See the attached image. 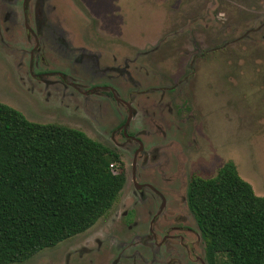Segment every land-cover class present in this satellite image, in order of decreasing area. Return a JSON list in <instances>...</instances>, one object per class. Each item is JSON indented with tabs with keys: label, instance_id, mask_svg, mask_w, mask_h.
<instances>
[{
	"label": "rangeland",
	"instance_id": "1",
	"mask_svg": "<svg viewBox=\"0 0 264 264\" xmlns=\"http://www.w3.org/2000/svg\"><path fill=\"white\" fill-rule=\"evenodd\" d=\"M25 1L0 0V102L115 149L125 181L89 228L9 264H182L163 235L205 264L189 176L231 160L264 197V0Z\"/></svg>",
	"mask_w": 264,
	"mask_h": 264
},
{
	"label": "trees",
	"instance_id": "2",
	"mask_svg": "<svg viewBox=\"0 0 264 264\" xmlns=\"http://www.w3.org/2000/svg\"><path fill=\"white\" fill-rule=\"evenodd\" d=\"M124 181L115 149L76 128L30 121L0 102V264L89 228ZM185 198L206 264H264V197L231 160L210 177L191 174Z\"/></svg>",
	"mask_w": 264,
	"mask_h": 264
},
{
	"label": "flooded vegetation",
	"instance_id": "3",
	"mask_svg": "<svg viewBox=\"0 0 264 264\" xmlns=\"http://www.w3.org/2000/svg\"><path fill=\"white\" fill-rule=\"evenodd\" d=\"M22 8H23V10H25V8H26V1L24 2V0H22ZM28 28V27H27ZM93 88H101V87H98V86H93V87H91V88H89L88 90H90V89H93ZM105 92H106V94L107 95H109V96H112L113 98H116V96H115V94H114V92L112 91V89L111 88H107V89H105ZM123 104L125 105V107H126V110H127V114H126V117L121 121V124H122V128L120 129V132H122L123 133V135L125 136V137H127L126 136V124H127V122H128V120H129V118H130V114H131V108H130V106H129V104L127 103V102H123ZM140 148V147H139ZM136 152V151H135ZM135 152H134V154H135ZM136 155V154H135ZM135 159V158H134ZM133 159V162H132V165H133V163H134V160ZM133 166H132V171H131V180H132V182L134 183V186L136 187V188H139L140 187V185L139 184H137L135 181H134V179H133ZM186 190V189H185ZM161 202L163 203V199H162V196H161ZM162 203H161V205H162ZM158 211H159V209H158ZM157 211V212H158ZM191 214V213H190ZM130 217H131V213H129L128 214V219H130ZM153 236V235H152ZM173 236H177V238L179 237V241H180V245H178V247H176L177 249H178V251H181V249L179 248V246L182 248V251H181V253L184 255V257H181V256H177V255H173V257L175 258L176 257V259H175V261L174 262H177V263H182V264H195V262H193V261H191L190 259H189V257H188V255H191L190 254V249H188L187 248V246H186V244H184V243H182V236H178V235H170L169 237L167 236L166 237V235H163L161 238H160V240H158V242L156 243L155 241H156V238H155V241H154V243L155 244H158V243H160L162 240H165L166 238H168V239H172V237ZM154 237H155V235L152 237V239H154ZM168 243H170V242H168ZM171 244V243H170ZM175 245V244H174ZM175 246H177V245H175ZM171 249V248H170ZM172 255V254H171ZM196 257H198L197 255H195ZM183 258V259H182ZM199 259V258H198ZM200 260V259H199ZM189 262V263H188ZM200 262H201V264H204L203 262H202V260H200ZM205 264H206V262H205Z\"/></svg>",
	"mask_w": 264,
	"mask_h": 264
},
{
	"label": "built area",
	"instance_id": "4",
	"mask_svg": "<svg viewBox=\"0 0 264 264\" xmlns=\"http://www.w3.org/2000/svg\"><path fill=\"white\" fill-rule=\"evenodd\" d=\"M110 167H113V164H109Z\"/></svg>",
	"mask_w": 264,
	"mask_h": 264
}]
</instances>
